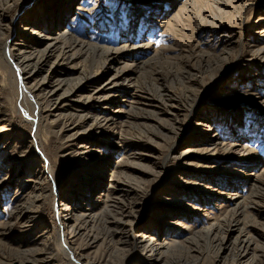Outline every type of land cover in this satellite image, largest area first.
I'll use <instances>...</instances> for the list:
<instances>
[{
	"label": "rangeland",
	"instance_id": "obj_1",
	"mask_svg": "<svg viewBox=\"0 0 264 264\" xmlns=\"http://www.w3.org/2000/svg\"><path fill=\"white\" fill-rule=\"evenodd\" d=\"M11 1L14 3L8 6L4 19L7 24L14 21L16 24L6 35L11 34L12 39L24 38L28 35L23 32L19 18L31 16L34 12L30 8L22 11L30 3L28 0ZM60 1L44 0L40 5L46 3L44 10L48 11ZM63 1L69 3V11L62 21L74 38L92 40L98 46L111 47L116 51L125 43L139 47L124 50L122 59L115 65L116 68L128 67L127 80L112 87L114 96L104 98L101 105L90 109L92 115L103 114L100 112L103 110L106 114L117 116L116 123L121 126L118 129L122 135H119L118 144L112 138L114 132L99 131L94 139L85 132L67 131V124L62 119L48 116L47 104L43 100L36 101V105L22 100L17 70L9 65L4 46L0 44V115L3 116L1 121L8 122L6 128L0 131V178L7 175L9 178L19 172L25 173L30 181L35 176L33 169L48 171L47 160L59 175L57 183L49 175L46 179L42 177L44 193L38 204L41 209L38 231L23 235L24 230L20 229L19 223L4 236L5 245L0 243V259L13 255L22 260L23 257L19 256L23 248L10 252L7 247L22 236L40 239L45 235L39 232L43 230L50 236L52 249L47 251V255L54 260L52 264H80L82 260L71 248L72 255L61 250L59 219L62 214L54 200L55 191L63 192L70 187L67 184L74 180L79 183L74 178L78 175L84 180L81 187L84 188V197L77 204V212L88 211L89 205L94 203L95 198L86 199L88 194L85 189L92 188L97 194L107 183L116 181L123 185L131 183L137 188L135 194L109 198L104 209H101L103 203H99L94 208L98 212L95 219L92 217L85 222L87 233L97 239L98 245H91V241L86 243L84 238L76 244H84L81 250L94 262L138 264L140 245L132 239L135 224L127 222L126 216V212H132L134 216L139 214V221L143 222L141 232L171 241V247L162 251L161 264L239 263L240 243L233 238L238 234L230 242L222 244L225 231L234 221L252 230L255 235L253 240L258 243L256 253H249L243 264H264V176L257 195L252 194L256 189L243 181L244 175L252 170L257 172L264 168V31L257 33L259 25L264 27V0ZM2 4H6L5 0H0V6ZM202 24V28L196 29ZM48 25L55 28L54 24ZM4 38L5 35L0 36V43ZM29 41L31 39H27L25 45L33 49ZM62 46L73 47L71 38L63 39L56 52ZM73 53L75 62L70 69L73 79L65 83L63 89L73 87L79 77L88 78L101 59L99 52L87 46L82 49L76 47ZM50 63L43 71L49 69ZM86 82L84 95L91 89L89 80ZM166 91L187 98L185 104L169 105V110L178 116L180 126L167 121L162 125L163 132L170 130V133H160L161 137L150 133L153 138L150 140L141 128L145 129L146 123L152 124L150 128L157 126L159 119L156 115L159 113L165 117L163 110L167 106L160 97ZM79 103L80 99L76 97L65 106L70 112L79 114ZM147 130L155 134L158 132L154 128ZM110 136L112 139H109ZM186 136L193 137L191 143H196L194 138L211 140L217 137V143L211 145L206 141L207 145L203 144V148L209 151L215 148L218 156H229L222 158L223 162L216 161L219 166H214V169L203 160L208 155L207 150L192 154L193 163L188 161L183 164L174 156L188 148L186 145L190 141L184 140ZM101 138L103 141L99 140ZM236 140L245 143L246 148H230ZM93 143L106 145L95 162ZM132 150H137L135 163L132 164L133 160L124 162L121 168L135 165L132 168L136 175L145 177L130 179L122 169L112 176L115 171L113 163L127 160ZM75 153L85 155L84 159L79 160ZM70 154L72 156H68ZM233 161H238V164ZM97 162L100 163L97 174L91 178H85L78 169L79 165L82 171L95 167ZM245 163L252 166L247 168ZM104 164H109V169L106 170ZM195 164L200 165L199 168H195ZM199 174L208 180H201ZM19 179L13 187L8 184L0 186V230L17 201L14 197L19 191L16 185L27 181ZM200 180L201 184H210L209 189L196 190L193 186L198 185ZM155 185L159 186L158 190L154 189ZM214 185L217 188L224 186L223 189L226 185L233 187L245 199L239 197L234 202L227 200L215 205V202L205 198L206 193L214 192ZM219 191L222 189L211 195H218ZM104 198L102 196V200ZM162 213L163 218L158 221ZM175 218L188 227L166 225ZM221 249V263H217L219 259L216 256Z\"/></svg>",
	"mask_w": 264,
	"mask_h": 264
},
{
	"label": "bare ground",
	"instance_id": "obj_2",
	"mask_svg": "<svg viewBox=\"0 0 264 264\" xmlns=\"http://www.w3.org/2000/svg\"><path fill=\"white\" fill-rule=\"evenodd\" d=\"M28 1H30V3H28L25 7H23L22 11L24 9L30 8L31 10H33L34 13L31 16L27 15L25 18H19V21L21 22L22 28L24 30L23 32H25V34L28 35L25 36L24 38H19V39L17 38L12 39L11 34L6 35V33L10 32V29L14 28L15 27L14 25L16 24L15 21L10 24H7L4 19L7 13L8 6L11 7L14 2L11 0H5L6 4H2L0 6V36L5 35L4 41L1 42L0 44L4 46L5 54L9 65L17 70L18 87H20V90L23 94L22 100L23 99L25 101L28 100L29 102L35 105L37 104L36 101L38 102L40 100H43V103L47 104L48 116L62 119L63 122L67 124V131L74 133L85 132L87 133V135H90V137L94 139H95L94 137L95 134H98L99 131L106 133L110 131V132H114V134H112V138L116 143L119 144L120 143L119 135H122V132L119 131L118 129L121 126L117 125L116 123L119 118H117V116L106 114L103 110L100 111L103 114L92 115L90 109L93 107L96 108L97 106L101 105V102L103 101L104 98L109 96H114L115 92L112 89V87L117 86L119 83L123 84L127 80L128 75L126 74V71L128 70V67L119 66L120 68H116L115 65L116 63H118V60L122 59V54H123L122 52L124 50L128 51L129 49L130 50L135 48L138 49L139 47H133V46L131 47V45L129 44L127 45L125 43L122 44L121 48H119V51H116L111 47L98 46V44L93 43L92 40H80L78 38H74L73 34L70 33L71 31L69 27L66 25L65 22L62 21L65 15H66L65 19L67 18V14L69 11L68 2L61 0L51 10L45 11L44 8L46 7V3L40 5V3L44 0H28ZM43 15L45 17H43ZM47 24H54L55 28H51L49 25L47 27ZM202 27L203 24L197 25L196 29ZM257 30H258L257 33L260 34L264 31V27H261V25H259ZM209 32H213V31H209ZM217 35H219V33ZM70 38L72 40L73 47L67 48L65 46H62L59 49V51L56 52L57 46L61 43V41L63 39H70ZM27 39H31V41H29L28 43L32 45L33 49L25 45V43H27L26 42ZM85 46H87L88 49L90 48L93 49L94 52L96 51L100 53L101 59L97 68L92 72H90V75L85 80L84 78L79 77L78 79L75 80L76 83L73 85V87L69 89H63L64 84L73 79L74 74L73 72L70 71V69L71 67L74 66L73 64L75 62V53H73L74 48L79 47L80 49H82V47ZM51 50H53L51 54V58L47 61L48 54L50 53ZM48 62H51L49 69L43 71V68L47 66L46 64ZM104 76L106 77V79L105 78L103 79ZM86 80H89L91 89L90 91L87 92L86 95H84L85 84L87 83ZM3 86H5V75H4ZM32 92L36 94H33ZM76 97H79L80 99V103H79L80 106L78 108L81 110V112L79 114H74L70 112L65 106V104L70 99ZM160 98L166 103L167 108L163 110L165 113L164 118L160 113L156 115V118L159 119V124H157V126H153L152 128L157 129L158 132L155 134L153 132L148 131L147 129L152 130V128H150L149 126L152 124L149 123H146V125H144L146 126L145 129L141 128L145 136L150 140H153V138L149 136L150 133L157 135V137H161V134L168 135L170 133V130L165 133L163 132L164 130L162 125L167 124V121L175 126L178 127L180 126L178 124L179 123L178 116L176 114H173L171 110H169V105L171 103H174L176 105H182L185 104L187 101V98L185 96L174 94L169 91H166L163 95H161ZM105 106L108 107L109 105L105 104ZM96 112L98 111L96 110ZM167 116H169V118ZM1 117L3 116L0 115V131L4 130L8 123L1 121ZM98 127H100L101 129L97 130ZM0 136H2V134H0ZM115 136H117V138H115ZM187 136L184 138V140L187 139V142L190 141L191 143L193 137L189 136L188 138ZM112 138L111 136L109 137V139ZM181 139L182 138H180V140ZM215 139H217V137H215ZM215 139L212 138L211 140H207L204 138L203 140H199L194 138L193 140H196V143H191V144L189 143V145H186V147L188 148L184 149L182 152H179L177 156H174V158H178L179 161L182 162L183 164H186V162L188 161H191V163H193L192 154L203 153L205 150H207L206 148H203V144H206L205 142L207 141V142H211V145H214V143L218 142L217 140L215 141ZM99 140L103 141V138ZM198 142H202V143L199 144ZM232 145L233 146H231L230 148L232 147L246 148L245 143H240L239 140H236V142H232ZM118 146L121 147V145ZM103 148H106V145L102 146L96 143L92 144V149H93L92 154L94 157H96L93 158L94 159L93 162L97 160V157L102 155ZM132 151L133 153L130 154L129 157H127V160H119L116 163L112 162L115 169L114 173L111 174L112 176L116 173V171L118 172L120 171V169H122L123 173L126 172L124 175L126 177H129L130 179H138L141 177H145V175L138 174L139 177L136 175L137 174L136 171H133L132 168L133 166L135 167V165L128 164L126 165L127 168H121V166L125 165L124 162H130L133 160L132 164L135 163L134 158L136 156L137 150H132ZM207 153L208 155L206 157H203V160H205V162L206 161L209 162L206 165L212 169H214L213 168L214 166L216 167L219 166L218 163H215L216 161L223 162L222 158H226L229 156V154L225 156H218L215 151V148H213L211 151L207 150ZM75 155L79 160H82L85 157V155L80 156L77 153H75ZM212 155L218 157H214ZM68 156H72V155L70 154ZM131 157L133 158L130 159ZM103 158H105V156H103ZM26 161L28 160L26 159ZM47 162H48L47 165L48 171L38 170L37 168L33 169V171L35 172V176L30 181H28V178L25 175V173L21 174L19 172H16V174H14L12 177L9 178L8 175L5 176L4 178H0V186L8 184L12 187L19 180L21 181V179L19 178L24 179V181H26L27 179L26 183L20 182L19 184L16 185V190L19 189V191L15 193L14 196L17 197V201L14 203V207L12 211L11 212L9 211L10 215L8 216L9 217L8 221L4 223L3 229L0 230V235H1L0 243H2L3 245H5L4 244L5 242L3 241L4 236L11 233L17 226H19V223H21L20 229L24 230L22 232L23 235H27L29 234V232H32L34 230L38 231L36 229H38L41 220V209L38 204L41 198L43 197V193H44V188L42 185L43 182L42 177L46 179L47 176L49 175L50 177L55 179L56 183L59 180V175L56 174L55 170L51 166V163H49L48 160ZM233 162H235V164L236 163L238 164V161H233ZM195 165H196L195 168H199L198 166H200L197 164ZM244 165L245 167L252 166L251 163H245ZM94 166L95 167H90V168L87 167L85 170L82 171L80 169L81 166L79 165L78 169L85 178L87 177L91 178L93 176H96L97 167L100 166V163L97 162V164H95ZM104 168L106 170L109 169V164L108 165L104 164ZM254 171L255 170H252V172H250L248 175H244L243 181L246 184H249L250 188L254 187V189H256V192H252V194L257 195L258 192L260 191L258 187L263 184L262 176H264V168L258 170L257 172ZM199 176L202 177V174H199ZM74 178L79 183L75 182L74 180L70 182V184L69 183L67 184L70 185V187L66 188L63 192L55 191L54 193L55 203L57 207L59 206L60 208L59 211L62 214L59 219V226L61 229L60 230L61 250H64L66 253L72 255L71 250L69 251V249L71 248L72 251H75L78 257H80V259L82 260L80 264H99L98 262H94L93 260H90L89 256L86 255L81 250V247L84 244L83 245L76 244L80 238H84L86 243L91 241V245H95L96 243L98 245L97 239L92 238V235L87 233L84 226L85 222H87L92 217L95 219V216H97L98 213L94 210L95 207L103 203L101 209H104L107 206L106 203L109 200V198L118 199L123 196L135 194V189L137 188L132 186L131 183H128V185H123V183H118V181H116L112 184L107 183L105 188H103L102 191L97 194L95 190H93L92 188L85 189L88 194L86 199L90 197L92 199L95 198L93 201L94 203L92 205H89L88 211L84 209V210H80V212H77V204L78 202L82 201L84 197V196L82 197L83 195L82 191H84L83 190L84 188L83 189L81 188L82 182H84V180H82L78 175L74 176ZM35 179L38 181V183H36ZM201 180L205 181L208 179L202 177ZM201 180L199 181L198 185L193 187H196V190H199L200 188H202V190L209 189L208 186L210 184H201L202 183ZM73 182L75 183L72 184ZM94 185L97 184H93L92 186ZM23 186L28 188H24ZM72 188L74 189L70 191V189ZM158 188L159 186L155 185L154 189L158 190ZM223 188L222 186L220 188H217L216 185L212 186V191L215 192L217 189H222V191L217 192L218 195H211L214 192L206 193L207 197L205 198L210 199L212 202H215V205H217L218 203H220L221 205L227 200L234 202L239 197H241V199H245V197L240 196L241 193H239L233 187L228 188V185H226L225 189ZM102 196H105L104 200H102ZM84 201L86 200L84 199ZM166 209L168 211L170 210L169 207H166ZM162 215L164 214L162 213L158 217L159 218L158 221L163 218ZM126 216H127V222H133V224H135L134 226L135 229L133 230L134 235L132 236V239L137 241L135 242L136 244L138 243L140 245L138 246L139 251L137 255L139 259L138 264H161L160 262H161L162 251H167L171 247L170 246L171 241H168V239L166 238L164 240H161L160 238H157V236H155L154 234L148 235L145 232H141V227L143 225V222L139 221L140 219L139 214L134 216V213L126 212ZM252 217H254V215H252ZM166 225H173L184 228L188 227L187 225H182L181 221H179L176 218L175 221L167 222ZM39 232H42V234L45 233V235L41 236L40 239H32L33 237L29 238L26 236H22L17 240H15L16 242L12 243L9 247H7L10 252H13L15 249L23 248V250L20 251V256H19V257H23L22 260H18L17 257L12 255V257L8 259H0V264L54 263V260H52L47 255L48 254L47 251L52 249L50 236L46 235L47 234L46 231L41 230ZM235 234L238 235L234 236ZM232 237L235 238L236 241H239L240 243V251H241V254L239 255L240 262L237 264H243L246 262L244 260L247 258L249 253L251 255L253 253H256L258 243L257 241L253 240L255 235L252 232V230L247 229L242 225L240 226L239 222L234 221L225 231V235L222 239V244L223 243L226 244L230 242ZM222 250L223 249L218 250L216 259L219 260L217 263H221L220 255L222 253Z\"/></svg>",
	"mask_w": 264,
	"mask_h": 264
}]
</instances>
